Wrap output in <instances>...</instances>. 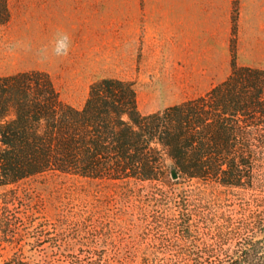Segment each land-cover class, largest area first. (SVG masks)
<instances>
[{"label":"rangeland","instance_id":"rangeland-1","mask_svg":"<svg viewBox=\"0 0 264 264\" xmlns=\"http://www.w3.org/2000/svg\"><path fill=\"white\" fill-rule=\"evenodd\" d=\"M122 1L98 0L99 12H122ZM9 5L11 20L0 27V75L47 71L63 101L77 108L90 85L104 77L136 78L132 82L139 84L145 114L184 99L169 96L170 65L162 59L153 66L124 63L135 58L124 59L117 28L98 41L96 63L79 76L68 63L75 54L73 33L56 44L54 58L42 43V0H9ZM231 72L228 46L225 71L206 67L189 88L180 75L179 92L207 93ZM207 76L211 79L204 82ZM153 92L159 95L152 97ZM260 225L264 228V160L257 163L250 187L45 174L0 188V264H205Z\"/></svg>","mask_w":264,"mask_h":264},{"label":"trees","instance_id":"trees-1","mask_svg":"<svg viewBox=\"0 0 264 264\" xmlns=\"http://www.w3.org/2000/svg\"><path fill=\"white\" fill-rule=\"evenodd\" d=\"M238 2L231 74L204 95L159 111L140 110L132 81L96 80L77 108L63 101L47 71L0 75V188L45 174L252 186L264 160V69L237 64ZM11 17L9 0H0V27ZM261 231L257 226L205 264H264Z\"/></svg>","mask_w":264,"mask_h":264},{"label":"crops","instance_id":"crops-1","mask_svg":"<svg viewBox=\"0 0 264 264\" xmlns=\"http://www.w3.org/2000/svg\"><path fill=\"white\" fill-rule=\"evenodd\" d=\"M122 2V12H99L98 0H42V43L46 44L50 57H55V46L64 39V34L73 33L69 37L76 44L75 54L68 57V63L75 67L76 75H86L97 61L95 50L98 41L101 42L105 35H113L117 28L121 32V38L117 39L118 47L123 50L124 59L135 58V62L124 63L155 65L162 59L170 65L169 96L173 99L184 96V99L172 100L148 113L204 95L206 92L190 97H186L187 93L181 94L180 75H185L181 80L189 88L195 81L194 76L206 67L225 71L228 46L232 66L235 0ZM236 56L239 66L264 69V0H239ZM104 78L136 80L130 77ZM210 79L209 76L204 77V82ZM134 85L141 110L139 84L136 82ZM150 95L157 97L159 94L153 92Z\"/></svg>","mask_w":264,"mask_h":264},{"label":"water","instance_id":"water-1","mask_svg":"<svg viewBox=\"0 0 264 264\" xmlns=\"http://www.w3.org/2000/svg\"><path fill=\"white\" fill-rule=\"evenodd\" d=\"M176 176V175H175Z\"/></svg>","mask_w":264,"mask_h":264}]
</instances>
